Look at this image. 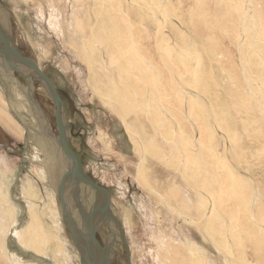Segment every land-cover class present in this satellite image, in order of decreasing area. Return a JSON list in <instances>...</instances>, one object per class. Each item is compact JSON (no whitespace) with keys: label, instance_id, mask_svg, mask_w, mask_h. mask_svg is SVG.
Instances as JSON below:
<instances>
[{"label":"rangeland","instance_id":"obj_1","mask_svg":"<svg viewBox=\"0 0 264 264\" xmlns=\"http://www.w3.org/2000/svg\"><path fill=\"white\" fill-rule=\"evenodd\" d=\"M171 1L174 4L180 0H0L2 6L11 12V17L7 20V16L3 15L5 14L3 8H0V14L4 24L8 28H12L24 55L33 58L58 88L59 95L68 111L71 147L80 156L86 172L107 189L114 215L120 220L126 234L132 264H153L154 262V264H159L155 258L156 250L164 236L167 239L171 238L176 244L182 242L183 245H188L190 248L189 257L172 254L176 264H264V167L257 165L251 173L250 168L245 164L243 166V156L246 158L248 152L240 145L245 141V139L244 141L241 139L248 138L243 127L241 128L240 121L247 120V118L253 120V118H249L250 116H246V114L239 116L228 95L225 96V103L222 104L225 106L221 105L220 107L219 112H223L219 113L221 117L219 114L218 116L214 115L206 99L195 89L192 91V87L185 86L191 98L203 110L201 120L204 130L203 142L200 139L196 140L195 136L186 135L184 129L180 128L174 132L177 135V141L180 142V147L182 146L186 153L181 155L178 153L179 150L170 149L160 136H156L157 127L160 129L159 131L161 129L164 131L167 127L165 117L157 116L158 111L155 110L152 120L155 121L157 127H152L148 121V115L142 117L141 121L136 120L134 116H129L128 121L133 127L131 129L143 133H140L141 137L138 136L139 138L145 139L146 143L149 140L157 143L162 141L160 147L150 146L148 151L144 149L143 153L142 150L139 153L122 119L111 111L112 109L108 108L95 93L94 86L98 90H102L101 84H104L105 80L96 71L89 69L86 59L93 60L91 63L96 70L99 61H102L106 67L110 65V70L113 71L110 64L111 49L112 47L119 49L125 42L120 36V30L126 26L125 35L129 32L133 37L136 23L142 24L144 32L141 38L137 36V40L147 48H151L152 52L146 50L144 54H141L140 49H135L138 48L136 46L138 43L132 42L131 45L135 47L132 53L138 51V56L145 58L152 54L159 59L160 53H162L160 48L165 52L169 51L170 55L169 53H166L167 55L162 53V55L165 58L170 56V59L176 61L175 63L179 67H183L186 76L196 75V77L195 75L192 77L194 88L196 81L200 82V78L196 79L200 75L199 70L207 75V72L209 73L211 69L214 70L218 66L216 61L213 62L214 59L212 60L209 53L212 49L216 50V47L207 42L205 45L202 37L193 32L181 18L180 22L182 21V23H176V26L177 29L183 31L177 30V33L180 39H184L186 43L184 44L183 41L175 39L169 34L167 22L171 20L160 7L174 11ZM198 1L195 0L196 4ZM246 1L234 0L235 4L240 3L235 5L230 0H214L213 19L216 18L215 22L219 21L218 24L231 38L227 44L233 50L235 49L234 53L238 58L237 67L241 75V80L236 81L241 88L237 84H232L231 81L227 85L219 82L217 86L224 87L225 85L226 88L231 86L230 88H235L234 90L240 89L238 91L248 92L251 104L247 106L264 121V109H262L264 108V90L260 92V88L258 89L254 83L256 81L249 78L255 75L257 84L264 87V43L258 39V34L261 33L258 30L261 28L262 31L263 27H259L260 19L256 16L253 8V0ZM261 1L263 2V0ZM192 4L194 6V0ZM250 6L252 9H249ZM192 9L194 10V8ZM222 11L223 14H226L223 15ZM227 12L229 13L227 14ZM132 13L142 18L141 22ZM226 15H230L229 18ZM223 17L225 18L223 19ZM226 18L229 19L228 23L230 24L227 23ZM224 24L226 25L224 26ZM128 25L131 29L128 28ZM138 25L137 30L140 29ZM147 26L150 32L147 31ZM170 31L172 32L171 29ZM248 43L246 49L244 46ZM208 45L212 46L211 50ZM202 55L206 58L203 63H201L204 60ZM124 57L125 61L132 62L127 55L124 54ZM160 58L159 62L162 61L160 69L166 71L163 66V58L161 56ZM213 63L215 64L213 65ZM148 69L154 71L152 67ZM244 69L248 70V73ZM248 74L251 75L247 77ZM211 76L210 79H212ZM205 80L209 81L206 77ZM24 81L26 80L24 79ZM171 83L174 84L173 81ZM244 84L247 91L244 89L245 87H242ZM175 86L178 85L175 84ZM35 87V98L49 118L51 131L57 135L55 104L39 82H35ZM252 87H255L254 90ZM148 97L152 96L148 94ZM138 106L140 105L138 104ZM145 107L147 109V105ZM148 109L151 111L152 108ZM222 114L228 115L226 119L229 118L232 121L231 129L236 138L243 134L240 136L241 139L237 140L226 132L223 128V119L225 118ZM141 128L143 131L140 130ZM100 132L108 133L114 138L116 145L111 142L113 146L115 145L114 151H110L102 142ZM178 133L184 135H178ZM183 137L185 138L182 141ZM155 139L158 140L155 141ZM142 144L145 146L143 141ZM195 149H198L199 152L197 153ZM25 151V146L0 125V158L4 156L5 161L7 159L8 167L12 168V171L6 172L11 182L7 195L16 181L22 161L28 159L24 155ZM29 158L28 170H26L27 167H24L18 184V188L22 187L17 189L25 194L30 204L37 203L35 206L39 211L38 216H41L40 225L44 226L46 231L48 230L50 238L56 240L52 241L48 247L49 250L55 249L57 240L66 239V241H61L63 252H51L52 255L48 254L45 259L56 264L53 259L62 257L65 259V264H82L69 229L63 221V204L60 195L51 183L52 178L48 177L50 172L55 171L57 157L48 155L40 147L34 145L30 149ZM253 164L251 168L254 166ZM0 166L4 169L5 162H0ZM224 172L234 180V187L231 186L232 181H228L226 186L222 184L223 187L221 182L217 181L218 179L223 180ZM139 176L150 183L155 192L145 190L139 184ZM23 178L26 180L24 182L26 187L21 183ZM234 199L240 201L239 210L251 223L250 228L230 222L229 205L235 201ZM186 205L188 206L187 210L184 208ZM225 209L227 212L224 211ZM27 219L25 213L23 224L29 222ZM11 221L12 218H10V223ZM103 227L107 231L105 223ZM248 236L259 241L258 256L251 254V243L249 244L247 241ZM96 238L101 246L106 247L102 232L97 231ZM113 240L114 248H110L109 264H128L126 245L117 234H114ZM18 241L20 240L18 239Z\"/></svg>","mask_w":264,"mask_h":264},{"label":"bare ground","instance_id":"obj_2","mask_svg":"<svg viewBox=\"0 0 264 264\" xmlns=\"http://www.w3.org/2000/svg\"><path fill=\"white\" fill-rule=\"evenodd\" d=\"M232 1L234 2V0H232ZM232 1L230 0L231 3H232ZM247 1H249V0H247ZM192 2H193V0H180L179 2H174V4L172 2L174 11L167 9L164 6H163L164 8L160 7V9L162 11L164 10L166 16L169 17V19L171 20L170 22H167V27L169 29L168 32L170 35H172V37H174L175 39H179L180 41H183L184 44L186 43V41L184 39H180V37L177 33V30L181 31V29H177V26H176V23L180 24V23H182V21H184L193 32H195L196 34H199L200 37H202L201 39H203L204 44H205V42H207L209 44L211 43V45L216 47V50L213 51V49H212V51L209 53H210V57L212 58V60L214 59L213 62L216 61L218 66L214 70L211 69L209 73L207 72L208 71L207 70L206 71L207 75H206V73L204 75L203 72H201V70H199L200 75L196 79L200 78L199 79L200 82L197 83L198 80L196 81L197 86L194 85L195 88L193 87V80H192V77H194L195 74L192 76H190V75L186 76V74H185L186 72L184 71L183 67H181V66L179 67L177 65V63H175L176 61L174 62L173 59H170V56L169 57L166 56V58H165V56L162 55V53H165V54L169 53V55H170L169 51L165 52L164 49H161V48L159 49L162 52V53H160L161 55L160 54L159 55L163 58V64H164L163 66H165L166 71H163V69H160L161 68L160 63L162 62V61L159 62V59L161 60L160 56H159V59H157V57H155L152 54L147 55L148 58L138 56V51H137L138 49H140L141 54H144V52L146 50H148L149 52H152V49L149 47L147 48L145 45H143L142 43H139V41L137 40V36H139V38H141L143 36L144 32L142 31V27H141L142 24L136 23L133 37H131L128 30L126 31V33L128 32V34L125 35L124 31L126 30V26L124 27V29L121 27L122 28L120 30L121 32L119 31L120 36L122 37V40H124L125 42L123 41L124 44H122L119 49L117 47H112V49H111V52H110L111 55L110 54L109 55H110V64H111V68L113 69V71L110 70V65H109V67H106L102 61H99V65H98L97 70H96L91 63V61H93V60L90 59V61H89L86 59V63L88 64L89 69L90 70L93 69L94 71H96V73L102 79L105 80V83L101 84V89L103 91L98 90V88L94 86V89L96 91L95 93L97 95H99L101 100H103L105 102V104H106V106H108V108L110 107L112 109L111 111L116 113L122 119V122H123L127 132L129 133L130 138H131L137 152L140 153L142 150V153H143L144 149H147L146 151H148V147H150V146L151 147H160V143L162 141L161 142L159 141L157 143V142H153V141L149 140V142L146 143L145 139L139 138V137H141L140 133H142V132H140L138 130H134V129L132 130L131 129L133 127L130 125V123L128 121L130 118L129 116H134L136 120L141 121L140 119L142 117L148 115L149 123L152 125V127H157L156 124L154 123L155 121L152 120V117L154 116V111L157 110L158 111L157 116H161L162 118L165 117L166 123L165 122L164 123L166 124L167 128H165L164 131H162V129H161V131H159L160 129H159V127H157L156 136H158V137L160 136L161 139H163L165 141L166 145H168L170 147V149H173L175 151L179 150L178 153H180L181 155H185L184 154L185 150L182 146L180 147V142L177 141V138H176L177 135L174 131L182 128V129H184V132L186 135L190 134L192 136H195L194 138L196 140L200 139L203 142V138H204V130H203V126L201 124V120H202V116H203V113H202L203 110L200 107V105L194 99L191 98V96L189 95V92L185 86L190 87V88L192 87L191 90L195 89L196 92L198 91L199 93L198 92L197 93L206 99L207 104L209 103V106L211 107V111L213 110L214 115H217V116L219 113H223L222 111L219 112L220 107L222 104L225 103L224 98L226 95H228L230 98V101L232 102V106L236 108V110H237L236 112L239 116H241L242 114H246V116L247 115L250 116L249 118H251V119L253 118V120H249L247 118L248 121L246 119L245 120L243 119L240 121V123L242 125L241 128L243 127V130L248 137V138L242 137L243 139L240 138V136L243 134L239 135V137L237 136V138L235 137V135H233V132L231 129V127H232L231 122L232 121L229 118L226 119L227 118L226 116H228V115L225 114L226 116H224V114H222L223 118H225V119L221 118L224 120V123H223L224 127L223 128L226 130V132L230 136L234 137L237 140L240 138L241 140L244 141V139H245L244 143H242V144L240 143L242 149L247 150V152H248L246 158L243 156V166L245 164L246 167L250 168L251 173H253L252 170L254 169L255 166L259 165V166L264 167V121H262L263 119L253 109H250L248 107L251 104L249 97L247 95L248 92L246 93L245 90L243 92L238 91L240 89L234 90L235 88L234 89L230 88L231 86L226 88V86H225V85H227V83H229V81H231L232 84L236 85L237 84L236 81L238 79L241 80V75H240V71L237 67V59L238 58L236 57V55L234 53L235 49L233 50L232 47L227 44V41H229L231 39L230 36H228L225 32V29L220 24H218L219 21L215 22L214 19H216V18L213 19V10H214L213 7L215 4L214 0H199L197 4L194 0V6H193ZM221 3H223V2H221ZM235 3L236 2H234V4ZM239 4H235V5H239ZM263 4H264V0H263V2L261 0H253V8L256 12V16H258L260 19V26L259 27H261V26L263 27L262 31H261V28H260V30H258L259 32H261L259 34L257 33L258 39H259V41H262L264 43V5ZM160 6H161V4H160ZM120 7H118V9H120ZM186 7H188V8H186ZM192 8H194V10ZM217 8H219V7L217 6ZM177 9H179L178 13H176ZM249 9H252L251 6L249 7ZM112 11H113V9H112ZM118 12H120V11H118ZM228 13L229 12H227V14ZM222 14H223V11H222ZM225 14H223V15H225ZM133 15L138 19V21L141 22L142 18H140L137 14L136 15L133 14ZM239 15L240 14L238 13V16ZM253 15H254V13H253ZM226 16H228V15H226ZM229 16L227 18H229ZM0 17L2 19L1 14H0ZM167 17H166V19H168ZM170 17H174V18H170ZM118 18H120V17H118ZM180 18L182 20L181 22H180ZM224 18L225 17H223V19ZM252 18H253V16H252ZM1 19H0V21L3 22V20H1ZM240 19H238V20H240ZM254 19H256V18H254ZM79 20H78V22L80 23ZM228 20L229 19H227V23L229 22ZM241 20H243V19H241ZM123 22H124V20H123ZM220 23H221V21H220ZM3 24H4V22H3ZM137 24H139L138 25V27L140 28L139 30L136 29ZM228 24H230V23H228ZM225 25L226 24H224V26ZM250 25H252V24H250ZM4 26H5V24H4ZM77 26H80V25H77ZM240 27H241V25H240ZM128 28H129V25H128ZM109 29L111 30V28H109ZM129 29H131V27ZM170 29L172 30V32L170 31ZM228 29H229V27H228ZM242 29H243V26H242ZM237 30H239V29H237ZM147 31L150 32L148 26H147ZM234 32L233 33L231 32V34H234ZM229 33H230V31H229ZM131 34H132V32H131ZM209 34H211V35H209ZM111 38L113 40V37H111ZM149 38H151V37H149ZM142 40L145 42L144 39H142ZM247 41H246V43H247ZM132 42H135V44L138 43V45H136L138 48H135L134 46H132L131 45ZM183 42H181V43L183 44ZM249 43L246 44V46H244V47H246V49H247V46L249 45ZM251 43H252V41H251ZM112 44H114V43L112 42ZM140 44H141V48H140ZM240 44H242V43H240ZM250 45H253V44H250ZM114 46H116V45H114ZM208 47L210 49V47H212V46L208 45ZM134 48L137 49L136 50L137 52L134 53L135 55L132 53V52H134L133 51ZM144 48H145V50H144ZM164 48H165V46H164ZM209 49H207V50H209ZM240 50L242 51L243 49H240ZM109 51H110V49H109ZM123 53L125 55H127L129 57V59H131L130 60V61H132L131 63L127 62V60L125 61V59H124L125 57H124ZM243 56H244V54H243ZM202 57H204V60L201 63L206 61L205 56L202 55ZM167 58H169L170 60H168ZM214 64L215 63H213V65ZM149 67H152V69L154 71L153 72L150 71V69H148ZM203 67H204V65H203ZM6 69L1 68V70H0V87H1L0 88V125L14 139L19 140L21 142V144L23 146H25L26 151H25L24 155L26 158H28L27 160H25V164L27 165L26 170H28V162L30 161L29 152H30V149L32 146H34V145L38 146L43 151H45L48 155L55 156V157H57V150H56L57 146H56V143L53 142L52 138L47 137L45 132L44 133L42 132L43 126H41V124L39 123V121H38L39 118L37 116H35V113L32 109V106L29 102V99L26 96V93L24 92V90L22 88H20L19 83L23 84V82L19 79V77L17 75L14 74V72L16 73V71H13L10 69L6 70ZM176 69H177V72H176ZM245 69H246V65H245ZM248 69H249V67H248ZM169 73L170 74L172 73V74L170 75ZM195 73H196V71H195ZM246 73H248V70L246 71ZM249 73H250V69H249ZM1 75H2L3 79L1 78ZM250 75L248 74L247 77ZM210 76L212 79H210ZM195 77H196V75H195ZM205 77L207 80H209L208 81L209 83L205 80ZM189 78H190V82H189ZM249 78L252 81H256L254 83H256V86L258 87V89L260 88V92H262V90H264V87L257 84V78L255 75H254V77L251 76ZM171 81H173L174 86L172 85ZM219 82L222 84H225L224 87L223 86L218 87L217 85L219 84ZM240 83H239V85H240ZM175 84H177L178 86H175ZM249 85H250V81H249ZM237 86H238V84H237ZM238 87L241 88V86H238ZM242 87H245L244 89H246L245 84ZM253 88H255V87H252V89ZM246 91H247V89H246ZM148 94L151 95L152 97L151 98L148 97ZM255 95L258 96L259 94H255ZM261 95H263V94H261ZM226 98H228V97H226ZM226 101H227V99H226ZM138 104L140 106H138ZM146 105H147V109L145 107ZM137 106H138V110H137ZM222 106H225V105H222ZM148 108H152L151 111H148L149 110ZM262 109H264V108H262ZM208 110H209V108H208ZM14 112L17 115H19V117H21L23 119V120L22 119L21 120L23 122H25L26 124L23 123L15 115ZM149 112H150V114H149ZM219 116L221 117V114H219ZM155 120H156V117H155ZM161 120H163V119H161ZM238 120H240V119H238ZM262 123H263V125H262ZM140 130H142V128ZM194 130H195V133H194ZM100 135H101V140L105 144V146L107 148H109L110 151H114V146L116 145L114 138L111 137V135H109L108 133L105 134L104 132H102ZM178 135H184V134L178 133ZM184 138L185 137L182 138V141L184 140ZM156 140H158V139H155V141ZM142 141L145 144V146H143ZM111 142L115 143V145L113 146L111 144ZM240 142H242V141H240ZM245 146H247V147H245ZM251 148H252V151H251ZM203 149H204V147H203ZM195 150L197 153L199 152L198 149H195ZM249 152H250V154H249ZM56 161H57V163H55L56 164L55 171L50 172V174L48 176L49 178H52L51 183H52L54 189H56V186H58L61 183L62 179L64 178V174L66 172V166H65L64 162L61 159H59L58 157L56 158ZM0 162H5V168L4 169L1 168V166H0V264H53L49 260H48V262L45 261V260H47V259H45V257H47L48 254L52 255L51 252H56V253L63 252V245L61 244V241L62 240L66 241V239L62 238L61 240H57V244L55 245V249L54 250L50 249L51 251L49 250L48 247L52 244V241L54 242L56 240H53V238H50L48 236V230L46 231V228H44V226L42 227V225H40V223H41L40 217L41 216L40 215L38 216L39 211L35 206L37 203L34 202V204L33 203L30 204L27 201L28 198L25 196V194L21 191H18V189H20L22 187L19 185L20 188H18V184L20 183V177L22 176L24 171L19 170V172L17 173L18 177L16 176V179H15L16 181H15L12 189L9 191V193L7 195L8 187L11 186V182H10V177L8 178V174H6V172L12 171V168L8 167L7 159L5 161L4 156H2L0 158ZM252 164L254 166L251 168ZM53 173L55 174V176H54L55 179L53 177ZM140 173H141V171H140ZM224 175H225V177L223 178V180L218 179L217 181L219 183L221 182V185L225 184V186L227 185L228 181H232L233 184L231 186L234 187V180L232 178L228 177V175L225 172H224ZM139 177H140L139 178V184L145 190H148L152 193L155 192L154 187L152 185H150V183L144 181L141 178V176H139ZM24 182H26L25 178L21 179L22 185L24 187H26V184ZM218 182H217V184H218ZM223 186L224 185H222V187ZM72 189H73V191L70 188H68V190L70 192L68 191L67 198H68V201L70 202V206L73 207L76 224H78V228L79 229L81 228V231H83V234H84L83 240H82V247L84 249L86 248L87 251L90 252V255L92 254V260H93L94 264H109V261L111 259L110 248H114V245H113L114 241H112V239H110V238L107 240L106 247H107V250H109V251H106V247L101 246L99 244L97 238H94L95 231L97 233V231H99V226L100 225L104 226V223L107 227V231L112 232L111 229L109 230L110 226L108 225L107 221L103 220L102 218L96 219V217H97L96 214L98 211L97 204H99V202H97L98 201L97 192H95L94 190H88L87 188H85L81 184L75 185V188L72 187ZM230 196H231V194H230ZM33 201H34V199H33ZM224 204H225V202H224ZM239 205H240V201L238 199L231 202V204L229 205V207H230L229 208V211H230L229 216L230 217L229 216L228 217L230 219V222L231 221L235 222V224L239 223L242 226L245 225L248 228H250L251 223L248 221L247 218H245L242 215V213L239 210ZM187 207H188L187 205H186V207H184V208H186L185 210H187ZM227 210H228V208H227ZM221 211H223V210H221ZM224 211H226V209ZM226 212H224V213L227 214ZM25 213H26L27 218H28L27 221L29 220V222H27L26 224H23V219H24ZM10 218H12L11 223H10ZM9 226L11 227V229ZM113 233H115L117 235L120 234V232H116L115 230H113ZM165 237L166 236L162 237L161 242H159L160 245H157V250H156L157 255L155 256V258H157V261L159 262V264H176L175 263L176 261H174V257H172L173 253H175V256H176V254H182L184 257H189L190 248L188 247V245H185V244L183 245L182 242H177V244H176V243H174V240H172L171 238L167 239V237L166 238ZM18 239L20 241H18ZM247 241H249V244L251 243L250 244L251 245V249H250L251 254L253 253L255 256H258L259 252H260L259 248H258V245H259L258 242L259 241L256 240L252 236H248ZM15 243L21 249L26 250V251H30L31 253L37 255L38 258H36V257L29 258V257L19 256L16 253L15 248L13 246V245H15ZM74 246H75V244H74ZM73 250H74V248H73ZM58 258H60V259H58ZM58 258L57 259L52 258V259L56 262V264H65L64 258H62V257H58ZM172 258H173V262H172Z\"/></svg>","mask_w":264,"mask_h":264},{"label":"water","instance_id":"obj_3","mask_svg":"<svg viewBox=\"0 0 264 264\" xmlns=\"http://www.w3.org/2000/svg\"><path fill=\"white\" fill-rule=\"evenodd\" d=\"M0 8H3L5 10V14L3 15H6L8 20L9 17H11V12L5 7H3L1 3ZM1 68H7L13 71H17L26 80V84L19 83L20 88H22L26 93V96L29 99L35 116L39 118L38 121L41 126H43L42 132H45L46 136L52 138L53 142L56 143L57 157L61 159L66 166L64 178L62 179L61 183L56 186V190L58 192V195H60L59 197L61 198V202L63 204V221L69 229L72 240L75 244V248L80 255L81 263L94 264L92 260V254L90 255V252H88L86 248L85 250L82 247V240L84 234L83 231H81V228H78V224H76L73 207L70 206V202L67 198V193L69 191L68 188L73 191L72 187L75 188V185L78 184L83 185L88 190H94L95 192H97V202H99V204H97L98 211L96 214V219L102 218L103 220L107 221L108 225L110 226L108 227L112 230V232L113 230H115L116 232H120L119 239L122 240L126 245L127 263L132 264L126 234L120 224V220L114 215L110 204V196L108 194L107 189L97 183L86 172L80 156L71 147V132L69 129L70 121L68 111L64 101L59 95L58 88L54 84L51 77L43 71L40 65L33 58L23 54L21 48L19 47L16 41L12 28H8L6 24L4 26L2 21H0V70ZM1 78L3 79L2 75ZM35 82H39L42 85L47 95L52 99L55 104V117L58 131L57 135L50 130L49 118L43 110L41 104L35 98ZM15 115L20 120L22 119L16 113ZM26 166L27 165L25 164V160H23L21 163L20 171H23L24 167ZM94 238H96V231L94 233ZM13 246L19 256L38 258L37 255L31 253L30 251L21 249L16 243ZM45 261L48 262V260Z\"/></svg>","mask_w":264,"mask_h":264},{"label":"flooded vegetation","instance_id":"obj_4","mask_svg":"<svg viewBox=\"0 0 264 264\" xmlns=\"http://www.w3.org/2000/svg\"><path fill=\"white\" fill-rule=\"evenodd\" d=\"M14 33V32H13ZM22 50V49H21ZM24 54V53H23ZM14 74L15 75H18L19 76V79L21 80V81H23V84H26V81H24V79H23V77L21 76V75H19L20 73H18L17 71H16V73L14 72ZM25 82V83H24ZM37 83V82H36ZM54 133V132H53ZM55 134V133H54ZM102 228V229H101ZM99 231L100 232H102V235H103V239H104V243H105V245H106V242H107V240L110 238V239H112V241H114L113 240V236H114V234L115 233H113V232H111V231H105L104 230V227L103 226H99ZM114 245V244H113ZM112 245V246H113ZM106 251H109V250H107V247H106Z\"/></svg>","mask_w":264,"mask_h":264}]
</instances>
